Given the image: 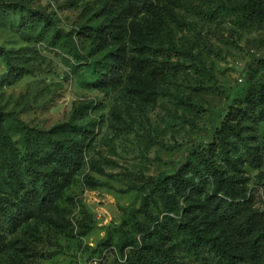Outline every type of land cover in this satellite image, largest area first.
Instances as JSON below:
<instances>
[{
  "label": "rangeland",
  "instance_id": "obj_1",
  "mask_svg": "<svg viewBox=\"0 0 264 264\" xmlns=\"http://www.w3.org/2000/svg\"><path fill=\"white\" fill-rule=\"evenodd\" d=\"M242 1L165 0L150 16L155 36L147 54L179 67L154 82V97L140 100L128 92L133 83L124 72L100 83L91 69H100L118 49L133 54L130 29L119 41L74 32L112 22L117 8L109 0H0V153L8 144L13 160L27 150L43 152L37 131L54 125H63L67 138L79 137L72 125L90 132L77 171L56 174L67 184L48 210L6 237L0 264H142L133 246L123 256L118 252L123 220L129 237L156 248L147 251L152 264H220L209 251L191 252L185 235L174 231L183 216L205 234L238 241L236 223L226 225L217 217L219 200L246 203L237 223L251 218L252 234L264 231V113H258L264 102H244L250 90L264 84V21L242 23ZM37 12L50 21H40ZM244 108L248 114L241 117ZM230 112L229 118L240 120L243 138L231 154L234 164L224 165L217 157L216 133ZM253 144L258 168L247 157ZM193 152L221 163L229 175L235 170L232 176L240 183L210 200L213 187L205 180L176 196L178 213L164 211L154 194L142 205L145 182L174 174ZM1 157L0 187L5 188L1 182L10 166ZM29 199L34 205V197ZM145 226L147 233L140 230ZM243 253L247 264H254L249 249Z\"/></svg>",
  "mask_w": 264,
  "mask_h": 264
},
{
  "label": "trees",
  "instance_id": "obj_2",
  "mask_svg": "<svg viewBox=\"0 0 264 264\" xmlns=\"http://www.w3.org/2000/svg\"><path fill=\"white\" fill-rule=\"evenodd\" d=\"M109 1L117 8V14L113 17L112 22L105 26H93L88 30L77 28L74 32L84 36H93L94 39L119 41L126 37L128 29H130L134 43L131 49L133 54L131 56L126 55L125 51L118 49L104 59L100 69L92 66V72L100 83L107 82L115 75L124 72L126 81L133 83L127 86L131 95L140 100H144L146 97H154L157 94L155 93L156 90L150 88L154 82L158 79L164 80L165 76L179 67V64L169 59L159 61L147 54L153 47L150 39L155 36L150 16L158 13L165 0ZM238 7L241 12L240 20L242 23L264 21V0H243ZM36 15L40 21L41 19L50 21L48 17L38 12ZM57 31L59 32V30ZM58 32L52 36L53 39L59 37ZM64 37L66 38L67 34ZM69 42L75 46L72 39H69ZM76 54L83 57L78 52ZM4 59L7 61L6 56ZM259 100L262 101L261 103L264 102V84L250 90L245 96L244 102L252 106ZM183 103L188 105L191 102L183 100ZM258 113H264V108L259 109ZM238 114L245 117L248 114L247 109H242ZM230 116L231 112L216 133L217 157L224 165L234 164V156L231 154L237 152L238 141L243 138L240 120L234 122L235 118H229ZM69 128L75 134H79V137L67 138L64 136L63 125H54L50 129L37 131V136L45 144L44 151L30 152L27 150L15 160L8 155L9 144L5 143L8 146L0 154L1 159H9L10 169L7 172V181L2 180L1 182L5 188L0 187V249L6 237L14 233L23 221L36 215V213L40 214L48 210L52 206L61 187L65 183L67 184L63 179H58L56 174L62 169H66L63 172L65 174L70 168H74L73 172H76L77 167L81 165L84 158V144L89 138L90 132L84 126L72 125ZM0 142H3V139ZM257 150L258 146L254 144L247 149L249 165L253 168L260 166ZM193 158H196L197 161ZM221 163L216 164L202 152H193L192 157L188 158L186 163L174 174H161L155 179L146 181L142 188L144 189V196L141 204H146L147 195L154 194L159 198L164 211L178 213L181 206L176 196L184 197L187 195V190L197 187L205 180H209L213 187L209 199L220 198L229 189L230 184L233 182L240 183L239 179L232 176L235 170L231 169L230 171L233 172L232 175H229ZM170 191L175 197L170 194ZM30 195L35 199L34 205L31 204ZM234 200L236 199H233L232 202L219 200L215 211L221 223L226 225L236 223L234 231L239 238L238 241L235 238L231 243L226 238L220 239L216 235L205 234L199 225L183 216L179 218V223L175 226L174 231L177 234L185 235L186 245L191 252L209 251L219 260L218 263L220 264H247L249 258L243 253L244 247L249 249L254 264H264V231L252 234L251 218L237 223L238 213L246 203ZM144 211L150 220L156 219L150 212ZM128 216H132V220L136 221L132 211L128 212ZM124 223L123 220L118 228V252L122 255L127 246H133L134 253L142 264H152L147 251L155 252L157 251L156 248L147 243H139L134 238L129 237L123 228ZM140 230L147 233L150 227L145 226ZM236 248L239 250L238 252L235 251ZM129 263L126 261L124 264Z\"/></svg>",
  "mask_w": 264,
  "mask_h": 264
}]
</instances>
